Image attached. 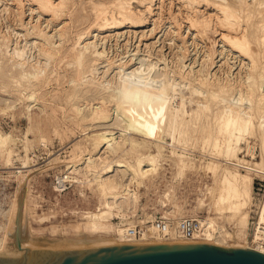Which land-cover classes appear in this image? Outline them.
<instances>
[{
    "label": "bare ground",
    "instance_id": "1",
    "mask_svg": "<svg viewBox=\"0 0 264 264\" xmlns=\"http://www.w3.org/2000/svg\"><path fill=\"white\" fill-rule=\"evenodd\" d=\"M22 1L18 0L15 7L19 24L22 28L24 26L26 30L28 28L33 29L32 33L43 40L34 46H39L37 50L46 60L41 62L42 60L36 56L31 60L29 57L32 53L26 54L25 46H14L11 47L13 49L7 50L8 36L6 38L5 34H2L0 56H3L5 61L3 63L1 61L3 59L0 60L2 62V64L0 62V88H3V92L9 93L10 88L17 89L20 86L22 91L23 89L29 91L23 93L24 91L20 90L17 99L21 100L20 96H22L27 100L26 102H34L43 98L46 100L47 93L44 96H39L37 90H40L50 80L47 76L49 65L47 60L54 59L57 55V58L64 60L67 65L75 66V74L70 79L74 84V89L67 96L70 101L75 97L77 98L79 89L85 83L96 85V89L102 93H99L97 102L94 101L95 106L88 100L80 104H76L72 100L71 103L75 111L76 121L84 130L83 136L78 137L79 139L73 142V148L68 151L67 156L61 158L57 153L48 161L47 165H64V168H61L59 173L54 176V179L58 180V183L53 181L55 191L62 192L65 181L71 183L74 181L80 188H83L84 185L92 188L97 195L98 202L97 210L85 212L86 220L77 225V228L81 229L78 235L70 237L66 235L67 232H63L60 238L53 240V242L35 238L33 236L34 228L29 221L30 196L33 189L32 181L36 180V176L41 170L36 168L37 166L31 168L34 164H28L24 158L27 153L19 157L21 164L14 166L12 156L15 150L12 145L19 139L0 131V159L3 158L5 161V167L0 169L9 171L17 182L14 198L12 197L10 200L11 203L8 204V208L0 206V258L19 260L13 241L19 240L17 234L19 206L22 208L21 235L27 237V231H29L34 247V250L21 247V251L26 253V257L43 256L49 251L84 250L124 243L209 242L225 247H252L251 243L247 242V234L253 198V180L254 176L264 177V0H252L250 3L247 2L248 0H180L181 9H177V12L175 10L176 14L174 13V15H177L178 20H175L176 25L172 23V26H176L177 31L186 28L187 33L192 34L193 39L202 37L209 28H214V26L222 30L218 32V41L221 44L216 43V39H214L209 52L207 51L208 60L203 63L207 69L214 66L215 46H227L231 51L237 52L235 53L237 56L248 60L247 69L242 68L245 69V76L236 78V81L233 79V82L230 81L227 74L224 76V80L219 79V82H216L219 73L216 75L207 70L206 73L200 74L201 68L195 70L198 74L193 77L187 76L192 67L186 74L177 73L178 70L174 71L173 68H171L172 70L169 68L171 73L176 72L174 75H178L179 80L176 79L178 81L174 77L171 80L170 72L166 71L165 66L164 69H157L152 75L148 74L149 67L145 72L139 71L138 67L128 70L129 68L126 66L128 62L124 63L119 60L120 62H116V64L115 61L110 60L111 57L108 58L105 55L104 50L97 48L95 40H90V37L96 35L97 32H112L125 23H129L132 27H142L153 17L151 22L153 21L154 25L158 19L154 18L155 13H157L154 12V9L162 7L163 0H133L140 6H145L147 15L139 12L138 14L142 13L141 16H138L136 10L133 9L134 6H131L132 0L98 1L91 7L94 17L93 23L78 31L77 37L67 48L63 47L64 44L60 42L67 35L69 29L66 22L58 24L59 27L56 26L57 28L53 27L54 32L49 33L46 28L54 23L56 25L57 21L65 15V12H68V15L72 14L69 13L72 11H69L70 0H28L27 9L29 13L27 16L25 10L22 9ZM89 2L91 1L89 0ZM157 3L158 5H156ZM203 5L205 6L204 9L198 8ZM184 7L186 8L185 12L182 11ZM205 9L210 10V13L205 15L207 13L204 11ZM160 11L158 13L161 14ZM35 13L37 18L34 22ZM42 15L46 16L43 27L42 20H40L43 18ZM24 17H28V19L25 21ZM66 17L68 18L67 15ZM168 27L169 25L164 26V31ZM211 30L217 33V29ZM119 34H121L119 31L114 32V35ZM26 36L28 37V35ZM55 36H58V44L53 42ZM200 41L202 42V40ZM190 43L192 42L190 41ZM188 48L190 47L184 45L182 41L181 56H179L180 61L178 62L180 64L178 65L179 72L184 65L187 66L183 63V58H187ZM191 50L193 51V49ZM99 61L104 62L103 64L106 63L104 66H107L106 69L104 68L105 70L103 69L104 71H101L102 74L98 72ZM226 61L228 60L226 59ZM162 62L164 63L163 60ZM192 64L194 65V62ZM7 66L11 68L8 69ZM232 66L233 64L228 65V72L231 71ZM109 67H114L116 70L111 76L106 74ZM53 68V77L55 80H60L58 70L56 71L54 66ZM213 75L215 78H212ZM181 83L188 87L189 96L187 95V98L196 106L190 114L186 110V98L179 88ZM176 98L178 99V108L168 103L169 100ZM2 99H0L1 113L14 112V102L17 103V101H8L9 98L2 103ZM81 100L83 101V97ZM106 100L111 102L110 108L107 107ZM86 108H88L87 113L84 112ZM111 108L113 112H110ZM207 111L212 113V116H210L209 121L204 120L202 122L203 116L208 118ZM28 121L22 140L24 142L30 141L29 133H31L34 138L45 143L47 136L42 126L43 118L29 117ZM107 121L112 122L110 124ZM104 122L110 125H104ZM86 124L93 127L90 133L85 127ZM114 128L118 129L113 130ZM130 130L137 131L142 139L137 140L130 134ZM200 131L201 136H198ZM166 135L172 139L173 144L184 145L188 142L191 144V142L201 139L203 143L211 146V153L216 157L207 164L204 163L206 170L212 172L213 180L210 185H206V189L198 197L196 205L186 209L184 203L171 202L164 208L166 216L174 221L184 216H192L199 220L200 235L202 236L192 242L177 237L173 230L171 231L172 240L165 241L150 223L145 224L144 237L133 238L126 235L121 224L109 219L113 215L123 217L127 214L138 215L140 222H147L152 219L153 214L145 211L147 204L142 202L143 200L141 201L142 195L138 189L139 185L149 179L150 176L159 173L157 160L168 156L163 152L162 144L159 143L163 142L162 140ZM251 136H254L260 145V158L255 161L246 160L239 156L243 142L246 143V150L252 152L254 145H250L248 141ZM154 139L159 140L156 143V152L143 153L140 151L143 145L147 147L148 142ZM185 154L172 151L171 155L175 156L174 163L179 172L184 171L186 167L192 169L194 166L195 168V164L187 160L189 155L186 156ZM128 156L134 157L135 163L128 161ZM117 174H121L119 180L116 178ZM130 184H133L134 187L131 188ZM204 207L207 214L199 216L197 210ZM256 217L255 227L258 228L251 234L252 245L261 239L264 240V229H262L264 228V192L258 204Z\"/></svg>",
    "mask_w": 264,
    "mask_h": 264
},
{
    "label": "rangeland",
    "instance_id": "2",
    "mask_svg": "<svg viewBox=\"0 0 264 264\" xmlns=\"http://www.w3.org/2000/svg\"><path fill=\"white\" fill-rule=\"evenodd\" d=\"M90 1L91 2H89V0H70L69 2L70 10L69 11L71 10L72 11L69 13H72V14L68 15V12L67 13L65 12V15H63L62 19L58 20V21L61 20L60 22L57 21L56 25H54L55 24L54 23V24L49 25L46 28V31H49L50 33V32H54L53 27H56V26L59 27L60 23L62 24V22L67 23L69 27L67 35H65V37L60 40V42L65 45V46L63 45V47L67 48L68 46H70L73 40L77 37V32L83 30L89 24L93 23L94 17L92 15V10H91L92 5L94 3H98V1L103 2L106 0H90ZM170 1H171V4H170ZM229 1H232V0H229ZM250 1L252 0H248L247 2L250 3ZM17 3H18V0H0V39H1V35L5 34L6 38L8 36L7 50L14 46H25L26 54L30 55V53H32L31 56L29 57L31 58V60L36 56V58H39V60H42L41 62H45L46 58L40 53V51L38 52L37 50L39 46L37 45L38 48L34 46V44H38L42 42L43 40H40L39 38H37L36 35L32 33L33 29L28 28V30H26L24 26L23 28L20 26L19 21H18V16H17V10L15 8L17 6ZM21 3L23 4L22 9L25 10V13L27 16V14L29 13V10L27 9L28 0H23ZM180 3H181L180 0H163L162 7H160L159 9L158 8L154 9V12H157L155 13L154 18H158L157 19L158 21L156 20V23L154 24L155 26L153 25V21L151 22V19L153 18L152 17L150 21L146 23L145 26L132 27L129 23H125L124 25H122V27L116 28L112 32H103V33L97 32L96 35L90 37V40H95L97 43V48H99L100 50H104L105 55L108 58L111 57L110 60L115 61V63L116 62L118 63L120 61L124 63L128 62L126 63L127 64L126 66H128L129 68L128 70L138 67L139 71L142 70L145 72L147 67H149L148 74L152 75L156 72L157 69H160V68L164 69V66H165L166 71L170 72L169 76L171 80L173 77L175 80L176 79L179 80V78L177 77L178 75H174L176 74V72L175 73L172 72L173 74L171 73L170 71L171 68H173L174 71L178 70L177 73L183 72L184 74H186L190 70L191 67H192V70L188 72L187 74L188 77L196 76L198 74V73L196 74L197 68L198 69L201 68L199 71L200 74L206 73L207 70L208 72L212 74L215 73L217 75L219 73L216 77V82H219V79L224 80L225 78L224 76H227V75L231 82H233L236 78L239 79L240 76L244 77L245 76L244 71L245 69H247L248 60L244 57L237 56V54H235L237 52L233 50L231 51L227 46L226 47L215 46L214 50L216 49L215 50L216 52L214 51L213 56H214V59L216 58L217 60L215 59L214 66H212L210 69H207V66L205 67V64L203 63H205L208 60L207 53L209 52V48L213 45L214 39H216V43L218 42L219 45L221 44V42L218 41V38H219L218 32L222 30L214 26V28L218 30V31L216 30L217 33L211 30L214 28H209L207 32H205L202 35V37L199 36L194 39L191 36L192 34L190 35L189 32L187 33L186 28H182L177 31L176 26L173 27L172 25L173 24L176 25L175 20H178L177 15H174V13H175V10L177 12V9H181ZM156 5H158V3ZM6 6L8 8H5ZM71 6L72 8H70ZM131 6L132 7L134 6L133 9L134 11L136 10L135 12H137V14L139 12H143V15H147V11L144 5H142L143 6L142 7L136 1H133L131 2ZM198 8L202 10L205 8V6L204 5L199 6ZM158 10L159 11L162 10L160 11L162 15L158 13L159 12ZM182 11L185 12L186 8L184 7ZM204 11L205 12L207 11L205 15L210 13V10L208 9H205ZM141 14L142 13L138 14V16H141ZM66 15L68 16V18L66 17ZM41 17H43L40 19L42 20V24H43L42 27H43L45 25L44 18H46V16L42 15ZM14 18L17 20V22ZM36 18H37V14L35 13L33 16L34 22ZM26 19H28V17L25 18V21ZM70 21L72 22V24ZM167 24L169 25V27L164 31V26H168ZM115 31H119L122 35L121 34L114 35ZM176 31L178 32V34ZM109 33H111L112 35ZM17 35L20 36L21 38L18 37ZM26 35H28V37ZM53 39H52L53 42H55V44H58L59 42L58 36L53 37ZM200 40H202L203 43ZM182 41L184 45L190 48H188V53L186 54L187 58L186 57H185L186 59L183 58V63L187 64V66L184 65V67L181 68L180 69L181 71L179 72L178 65L180 64L178 62L180 61L179 56H181ZM190 41L192 43H190ZM26 47L28 50L26 49ZM222 48H223V51H221ZM191 49H193V51ZM220 51L221 53H218ZM201 55L203 56V58ZM57 56L54 59L51 58L50 60H47V63L49 64L47 67V76H49L48 78L50 80L43 87H41L40 90H37V94L39 96H44L45 93H47L46 100H44L43 98L42 100H36L34 102H26L27 100H25L22 96H20L21 100L17 99V97L19 96V92L21 90L20 86H18L17 89L10 88L9 93L3 92V88L2 89L0 88V99L3 98L2 99L3 101L1 100L2 103L7 101L9 98L10 99L8 101H11V102L17 101V103L14 102L15 104L14 112L8 111L7 113H1L0 111V131L3 133L10 134L12 137L19 139L18 142L12 145L15 150L12 156L13 165L19 166L21 164L19 157L23 155L24 153H27V156H25L24 158L28 161V164L30 165L34 164L31 168L33 169V167L37 166L36 168H40L41 170V172L37 174L36 180L32 181L33 189H32L31 196H30V207L31 208H30L29 221H30L31 226L34 228L33 236L35 238H41L43 240H47L48 242L49 241L53 242V240L60 238L63 232H67L66 235H69L70 237L74 235H78L81 229H78L77 225H80V222L86 220L85 215H84L85 212L90 211V210L91 211L97 210V202H98L97 195L96 193H94L92 188H90L87 185H84L83 188H80L74 181L70 188L62 192H57L53 189L54 176L57 173H59L61 168H64V165L55 164L51 166V165H47L48 161H50L57 153H59L61 158H64L65 155L67 156L69 153L68 151L73 148V142L77 141V139H79L78 137L83 136V133H84V130H82L81 125L77 123L76 121L77 119L75 117V111L73 110L71 103L74 101L76 102V104H80V103H83L85 100H88V101H91V103H93V105L95 106L96 105L95 102H97L98 100L97 97L100 96V94L102 93L96 89V85L92 83L91 84L85 83V85H82L81 88L79 89L77 93V98L75 97L74 99H72L73 101L72 100L70 101L67 96L74 89V84L70 81V79H71V76L75 74V66L67 65L64 60H60V58L59 57L57 58ZM204 58L205 59L207 58V59L205 60ZM226 59L228 61H226ZM0 60L4 63L5 58L3 56H0ZM162 60L164 61V63L162 62ZM101 61H99L100 63L98 64L99 73L101 71H104L107 68V66H104L106 63L103 64L104 62H101ZM193 62H194V65L192 64ZM229 64L230 65L233 64L230 72H228ZM53 66L55 67L56 71L58 70L57 73L59 74L60 80H55V78L53 77L54 75ZM7 67L8 69L11 68L10 66H7ZM242 68H245V69H242ZM115 71L116 70L114 69V67H109L106 74L107 75L110 74L109 76H111ZM100 74H102V72ZM212 78H215L214 75L212 76ZM182 84L183 83L180 84L179 88L181 92H183L186 98L185 106H186L187 113L190 114L192 109H194L196 106L194 102L189 101V99L187 98L189 96L188 87ZM23 91H22L23 93H26L29 90L26 91L23 89ZM82 97H83V101L81 100ZM106 101L108 102V100ZM107 102H106V105L108 108H110L112 104L111 102H108V103ZM168 103L169 104L171 103L173 107L178 108L177 98L169 100ZM16 104H17V107H16ZM84 112L87 113L88 108L84 109ZM110 112H113L112 108ZM207 112H208V118L203 116L202 122H204V120H208V121L210 120L211 118L210 116H212V113H209V111ZM62 116H63V120H62ZM113 116L115 118V114ZM29 117H35V118L42 117L43 118L42 126L44 127L45 129L44 133L47 136V141H45V143H43V141L39 140L38 138H34L33 134L31 133H29L30 141L24 142V140H22V137L24 133L26 132V128L28 126ZM107 122H110L111 124L112 121H107ZM110 124L105 123L104 125H110ZM85 127L87 128V131L89 133L93 129V127L89 124H86ZM117 129L118 128H114L113 130H117ZM130 134L136 137L137 140L142 139L141 135L135 130H130ZM198 136H201V131L198 132ZM253 138L254 136H251L248 138L250 145H254L252 152L246 150L245 148L246 143L244 142L242 143L243 148H242V151L239 153V156L241 158H244L246 160H251V161L259 160L260 145L257 139L256 138L253 139ZM162 141L163 142H159L158 139L150 140V142H148L147 147L143 145V147L140 148V151L143 153L144 152H156L157 151L156 143L159 142L163 146L162 147L163 152L166 153L168 156L161 157L157 160V166L159 167V173L155 176H150L149 179L141 183V185H139L138 191L142 195L141 201L143 200L142 202H146L147 204L145 206L146 212H150V213L162 212L166 216V214L164 213V208L168 206L171 202L172 203L174 202L184 203L186 206V209H189V207L196 205L197 199L205 191L206 185L207 184L210 185L213 180L212 172H210L209 170H206L204 163L207 164L208 162L214 160L216 157L211 153V146L203 143L201 139H197L191 142V144L190 142L184 145L183 144H173L172 139L166 135L164 136V139ZM172 151L176 153H182V152L184 154L186 153L185 154L186 156L189 155L187 157V160L192 161L195 164V168L194 166L192 169L186 167L184 171L179 172L174 163L175 156L171 155ZM127 160L130 161L131 163H135L134 157L128 156ZM3 167H5V161L3 160V158H1L0 168H3ZM242 172H244V170H242ZM119 175L121 174L116 175L117 179L121 178V176ZM0 177H1L0 179H2L0 183L1 185L0 187V206L2 205L3 208H8L9 206L8 204L11 203L10 200L12 199V197L14 198L17 182L14 180V177L11 176L10 172L7 171L6 169H0ZM257 181L262 183V187H259V185L256 184ZM130 187L133 188L134 185L130 184ZM256 187H259V188L257 189ZM263 192H264V177L254 176L253 190H252L253 198H252V204L250 207V217H249L248 234H247V242H249V244L250 243L252 244L250 239L252 238L251 234L253 231V221H256V218H257L256 216L258 212V204L260 203L262 199ZM197 211H198L197 213L199 216H205L207 214V210L205 207L202 209H198ZM118 217L116 215H113V216H110L109 219L117 223Z\"/></svg>",
    "mask_w": 264,
    "mask_h": 264
},
{
    "label": "water",
    "instance_id": "3",
    "mask_svg": "<svg viewBox=\"0 0 264 264\" xmlns=\"http://www.w3.org/2000/svg\"><path fill=\"white\" fill-rule=\"evenodd\" d=\"M22 208L18 209L19 240H13L19 260L0 258V264H264V253L250 247H225L209 242L114 244L84 250L49 251L26 257L21 247L34 250L29 231L21 235Z\"/></svg>",
    "mask_w": 264,
    "mask_h": 264
},
{
    "label": "built area",
    "instance_id": "4",
    "mask_svg": "<svg viewBox=\"0 0 264 264\" xmlns=\"http://www.w3.org/2000/svg\"><path fill=\"white\" fill-rule=\"evenodd\" d=\"M2 179H0L1 183ZM56 183L58 180L53 179ZM73 183L65 181V185L62 187L63 191L70 188ZM259 187H262V183L256 182ZM1 187V185H0ZM259 187H256L257 189ZM152 212V211H151ZM153 217L152 219L148 220L147 222H140L138 215L127 214L123 217H118V223L121 224L127 236L133 238H142L145 235V224L150 223L154 229L161 235L165 241L172 240L173 237L171 235V231L173 230L177 237L183 238L184 240H190V242L198 239L201 234L200 230V223L199 220L192 216H184L174 221L172 218L165 216L162 212H152ZM257 220V219H256ZM256 221H253V231L257 230V226L255 227ZM264 229V228H262ZM252 231V232H253ZM253 244V243H252ZM253 249H257L264 253V240L261 239L252 245Z\"/></svg>",
    "mask_w": 264,
    "mask_h": 264
}]
</instances>
